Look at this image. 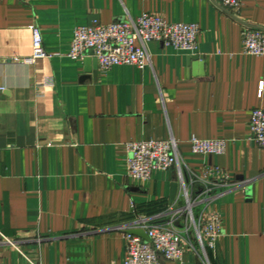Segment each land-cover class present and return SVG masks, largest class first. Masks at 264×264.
<instances>
[{
	"label": "crops",
	"instance_id": "1",
	"mask_svg": "<svg viewBox=\"0 0 264 264\" xmlns=\"http://www.w3.org/2000/svg\"><path fill=\"white\" fill-rule=\"evenodd\" d=\"M241 1L233 14L213 0H0V264H124L128 231L174 208L177 179H128L125 145L171 138L186 177L214 166L230 179L205 207L223 221L209 264H264V150L249 141L264 57L242 52L243 25L264 29V0ZM145 13L197 24V49L152 42L151 66L96 78L69 57L77 27ZM33 27L48 55L35 61ZM193 137L226 152L194 154ZM166 264L206 262L186 243Z\"/></svg>",
	"mask_w": 264,
	"mask_h": 264
},
{
	"label": "built area",
	"instance_id": "2",
	"mask_svg": "<svg viewBox=\"0 0 264 264\" xmlns=\"http://www.w3.org/2000/svg\"><path fill=\"white\" fill-rule=\"evenodd\" d=\"M213 1L233 14H239L242 8L241 0ZM32 30V61L48 57L40 29L33 27ZM200 33L197 24L169 23L160 15L128 16L106 26L77 27L69 57L79 61L95 58L102 73L118 66H135L143 70L152 65L148 44L158 42L176 51L193 52L197 49ZM242 45L244 55L264 57V29L243 25ZM250 130L249 141L264 150V109L253 111ZM189 143L192 152L198 155H223L226 152L225 141L193 137ZM125 151L128 179L148 181L155 172L175 169L179 191L174 208L168 213L153 219L142 217L136 222L135 229L145 231L149 241L127 233L124 264L181 262L186 243L209 264L208 252L216 248L223 236V221L219 213L207 212L205 207L214 198L215 190L231 187L227 173L218 167L205 166L200 176L186 177L179 145L174 138L131 141L125 145ZM6 242L15 244L9 239Z\"/></svg>",
	"mask_w": 264,
	"mask_h": 264
},
{
	"label": "water",
	"instance_id": "3",
	"mask_svg": "<svg viewBox=\"0 0 264 264\" xmlns=\"http://www.w3.org/2000/svg\"><path fill=\"white\" fill-rule=\"evenodd\" d=\"M89 55H92V53H89ZM84 61H85V64L87 65V74H90L94 78H96L98 75V67H99L98 61L92 57H87ZM187 61H188V66H191L192 62H194V61H201L203 63L204 58L199 57V56H192V57H189ZM178 191H179V185L177 182H174L171 186V194H170V203L171 204H173L175 202ZM128 234L138 236V237L143 238L146 241H149V237L147 236L145 231H143L142 229H132V230L128 231Z\"/></svg>",
	"mask_w": 264,
	"mask_h": 264
}]
</instances>
